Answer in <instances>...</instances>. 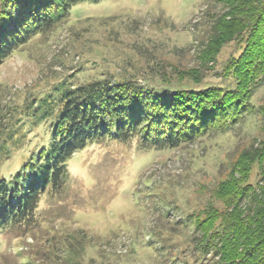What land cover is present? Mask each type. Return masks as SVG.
<instances>
[{
	"label": "rangeland",
	"instance_id": "374dc122",
	"mask_svg": "<svg viewBox=\"0 0 264 264\" xmlns=\"http://www.w3.org/2000/svg\"><path fill=\"white\" fill-rule=\"evenodd\" d=\"M216 11L222 10L214 0H101L74 6L66 23L0 66V135L4 127L16 128L36 98L64 80L79 85L135 76L144 81L143 69L160 59L192 67ZM235 50H225L202 86L230 84L217 71ZM144 84L160 85L153 79ZM263 98L264 86L254 104ZM31 123L29 137L45 140L49 121ZM260 125L253 116L234 131L176 149H143L138 140L89 144L69 160L64 189L41 196L31 228L0 232V264H210L198 260L192 230L183 220L199 213L240 154L263 140ZM15 151L4 167H18L23 152ZM257 171L252 184L260 182Z\"/></svg>",
	"mask_w": 264,
	"mask_h": 264
},
{
	"label": "trees",
	"instance_id": "16d2710c",
	"mask_svg": "<svg viewBox=\"0 0 264 264\" xmlns=\"http://www.w3.org/2000/svg\"><path fill=\"white\" fill-rule=\"evenodd\" d=\"M88 1L101 0H0V66L66 23L72 8ZM214 2L222 11L209 17L207 37L199 41L192 67L160 59L143 69L148 76L144 81L135 76L101 77L79 85L64 80L36 98L16 128L1 130L0 232L31 228L41 196L64 189L69 160L89 144L138 140L143 149H176L234 131L254 116L261 121L263 140L240 154L206 206L187 214L183 223L192 230L198 260L264 264V98L259 106L253 102L264 86V0ZM231 46L235 54L217 71L230 84L202 86ZM152 79L160 85L144 84ZM30 120L34 126L49 121L45 140L29 137ZM15 150L23 157L11 170L4 163ZM254 168L260 179L256 184L251 182Z\"/></svg>",
	"mask_w": 264,
	"mask_h": 264
}]
</instances>
